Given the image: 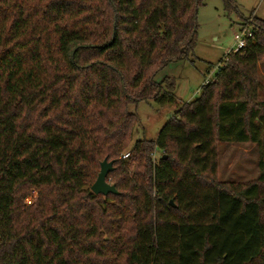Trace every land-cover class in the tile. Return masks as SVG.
Returning <instances> with one entry per match:
<instances>
[{"label": "trees", "instance_id": "trees-1", "mask_svg": "<svg viewBox=\"0 0 264 264\" xmlns=\"http://www.w3.org/2000/svg\"><path fill=\"white\" fill-rule=\"evenodd\" d=\"M207 1L0 0V264H264L263 20L132 142L131 106L174 103L155 78L193 56ZM219 143L257 146L255 181L218 180ZM105 159L117 195L90 190Z\"/></svg>", "mask_w": 264, "mask_h": 264}, {"label": "rangeland", "instance_id": "rangeland-1", "mask_svg": "<svg viewBox=\"0 0 264 264\" xmlns=\"http://www.w3.org/2000/svg\"><path fill=\"white\" fill-rule=\"evenodd\" d=\"M229 1V0H227ZM231 7L227 8L226 0H208L197 10V34L193 56L188 60L171 63L155 78L160 82L170 79L174 94V103L160 106L154 102L139 103L131 106L139 124L133 135V141L155 140L166 122L182 108L183 105L195 101L201 94L205 81H210L216 74L217 68L225 60L229 52H234V36L256 19L264 21V0H230ZM236 52V51H235ZM258 76L264 85V62L258 65ZM167 88L165 85L163 86ZM264 99V91L260 94ZM130 156L125 161L134 160L131 148L125 152ZM123 154V155H124ZM162 153L155 150L152 159L156 164ZM121 155V159L122 156ZM123 160V159H122ZM133 164H131L132 166ZM136 169L134 164L131 168ZM258 176V148L254 144L219 143L217 145V177L220 182L233 184H248ZM107 182L112 185L111 174ZM36 194L26 199L33 200ZM111 264H118L114 257Z\"/></svg>", "mask_w": 264, "mask_h": 264}, {"label": "water", "instance_id": "water-1", "mask_svg": "<svg viewBox=\"0 0 264 264\" xmlns=\"http://www.w3.org/2000/svg\"><path fill=\"white\" fill-rule=\"evenodd\" d=\"M113 170V162H108L106 159L103 160L100 163V170L96 177L95 182L92 184L90 190L94 195H102L107 196L109 194L111 195H117L118 192L115 189L114 185H110L106 178L109 173H111ZM169 204L174 207L172 201L169 202Z\"/></svg>", "mask_w": 264, "mask_h": 264}, {"label": "built area", "instance_id": "built-area-1", "mask_svg": "<svg viewBox=\"0 0 264 264\" xmlns=\"http://www.w3.org/2000/svg\"><path fill=\"white\" fill-rule=\"evenodd\" d=\"M251 37V32L246 30V29H242L240 30V33L235 35L234 36V44H235V47L233 49V51H238L240 50L241 48L244 47L245 45V39ZM130 156L129 153H125L123 156H122V159L123 160H126L128 159ZM31 202V200H27V203L29 204Z\"/></svg>", "mask_w": 264, "mask_h": 264}]
</instances>
